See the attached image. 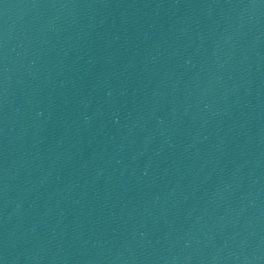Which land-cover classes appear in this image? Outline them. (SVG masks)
<instances>
[{"label": "water", "instance_id": "obj_1", "mask_svg": "<svg viewBox=\"0 0 264 264\" xmlns=\"http://www.w3.org/2000/svg\"><path fill=\"white\" fill-rule=\"evenodd\" d=\"M112 0H0V264H28Z\"/></svg>", "mask_w": 264, "mask_h": 264}]
</instances>
